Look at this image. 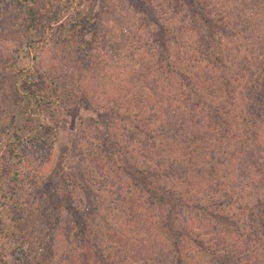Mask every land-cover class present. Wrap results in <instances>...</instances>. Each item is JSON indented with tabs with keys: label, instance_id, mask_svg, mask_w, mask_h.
I'll return each mask as SVG.
<instances>
[{
	"label": "rangeland",
	"instance_id": "1",
	"mask_svg": "<svg viewBox=\"0 0 264 264\" xmlns=\"http://www.w3.org/2000/svg\"><path fill=\"white\" fill-rule=\"evenodd\" d=\"M206 1L228 11L225 0ZM29 8L37 14L34 26ZM193 14L185 0H0V264H75V231L85 224L111 259L116 251L138 259L134 264L171 263L176 254L186 264H220L209 247L219 253L234 244L237 252L249 243V264H264V226L252 220L264 210L257 203L263 184L249 179L258 175L255 167L245 169L248 175L239 167L230 179L220 164L217 191L205 165L191 168L184 182L182 169L167 178L176 152L149 130L172 116L156 118L145 106L137 118L142 99L153 103L173 91L158 33H169L168 54L191 55L200 28ZM28 68L45 78L38 105L20 88ZM226 139L211 138L224 151ZM212 211L230 218L216 224V236ZM169 213L174 231L165 226ZM28 225L47 236L60 227L56 255L24 246L37 235Z\"/></svg>",
	"mask_w": 264,
	"mask_h": 264
},
{
	"label": "trees",
	"instance_id": "2",
	"mask_svg": "<svg viewBox=\"0 0 264 264\" xmlns=\"http://www.w3.org/2000/svg\"><path fill=\"white\" fill-rule=\"evenodd\" d=\"M185 1L193 8L192 21L200 26L197 29L198 40L189 48L191 55L187 56L181 51L170 55L168 52L172 48L169 33L165 28H161L157 36L161 40L160 55L163 66H167L166 81L168 80L171 85L173 83L170 85L173 91L168 90L166 92L168 95L161 92L163 97L158 101L154 100L153 103L150 97L142 99V104L135 107L138 110L137 118L142 116L145 106L146 109L148 106L151 107L154 117L156 114L158 117L166 114V119L169 115L172 116L164 127L149 130L152 137L171 142L172 152H176L174 154L176 157L169 159L167 163V168L170 167L171 171H164L167 178L177 176L175 170L182 169L178 180L184 182L191 168L195 170L205 165L209 169V174L216 175L214 177L216 181H209V185L214 186L213 191H217L221 185L217 174L220 171L218 168L220 164L226 165V174L230 179L235 178L236 169L239 167L244 175H248L249 172L245 169L254 166V173L258 175L253 177L249 175V179L253 186L263 184L261 187L264 197V0H225V3L229 2L226 6L228 11H219L214 2L206 0ZM212 6L214 9H210ZM27 14L30 24L34 26L38 21L36 11L29 8ZM146 76L148 77V74ZM160 77L161 75L158 76ZM21 78L22 92L29 95L38 105V89L44 84V75L37 68H28L27 72H22ZM168 83L166 86H169ZM158 107H161L162 112L157 110ZM215 136L220 140L227 137L226 151L223 150V145L211 140ZM223 151L229 157V162H225L220 156ZM185 161L190 162L188 167ZM262 197L257 199V203L264 204ZM181 202L190 206V202L185 199H181ZM210 203L219 206L215 201ZM195 206L205 211L209 209L203 208L201 203H196ZM166 215L165 226L174 231L171 214ZM212 216L216 219V223L211 227L213 235L216 236L220 232V229L215 227L216 224L228 223L230 218L214 211ZM256 218L258 224L264 226V210L252 216L253 224L256 223L254 222ZM32 226L28 225L27 232L33 230L37 235L24 246L29 249H41V254L45 247L47 253L54 252L52 255H56L55 243L58 241L60 227L55 228L54 233L47 236L44 231L42 234L40 229ZM37 226L40 227L39 223ZM65 228L68 232L63 233L68 240L72 228L70 226ZM87 230L88 225L85 224L75 231L74 238L79 242L74 243L72 257L70 256L75 264H134L138 261L135 257V260H128L123 256L118 258L116 251L111 259L110 252L105 255L103 247L88 238ZM252 230L257 233L254 225ZM168 247L164 248L173 253ZM235 248L233 244L226 250L221 249L222 252L219 253L212 246L207 250L220 264H249L251 258L245 251L246 248H250V244L241 249L237 248V252ZM258 254L254 253L255 257ZM175 256V261L171 259V263L166 261L168 259L160 260L163 264H186L181 256L178 254Z\"/></svg>",
	"mask_w": 264,
	"mask_h": 264
}]
</instances>
